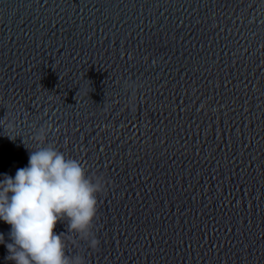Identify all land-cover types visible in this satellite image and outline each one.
Wrapping results in <instances>:
<instances>
[{"label":"water","instance_id":"95a60500","mask_svg":"<svg viewBox=\"0 0 264 264\" xmlns=\"http://www.w3.org/2000/svg\"><path fill=\"white\" fill-rule=\"evenodd\" d=\"M41 129L105 182L68 255L264 264V0H0V179Z\"/></svg>","mask_w":264,"mask_h":264},{"label":"clouds","instance_id":"9594fccd","mask_svg":"<svg viewBox=\"0 0 264 264\" xmlns=\"http://www.w3.org/2000/svg\"><path fill=\"white\" fill-rule=\"evenodd\" d=\"M45 135L41 129L34 138L37 147H26V167L17 169L14 177L4 174L0 179V221L11 229V242L2 239L0 244H5L6 259L12 264H86L84 256L67 254L62 234L74 233L91 249L99 246L94 227L105 182L46 143ZM58 223H64L67 231L57 233Z\"/></svg>","mask_w":264,"mask_h":264}]
</instances>
